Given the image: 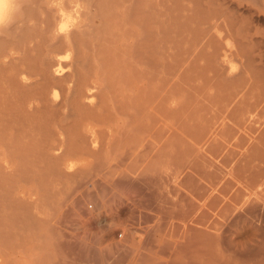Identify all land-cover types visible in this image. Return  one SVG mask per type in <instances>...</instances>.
I'll use <instances>...</instances> for the list:
<instances>
[{"label": "bare ground", "instance_id": "6f19581e", "mask_svg": "<svg viewBox=\"0 0 264 264\" xmlns=\"http://www.w3.org/2000/svg\"><path fill=\"white\" fill-rule=\"evenodd\" d=\"M53 1L54 0H0V264H34L35 261L39 262V257H36V254L39 253V256L41 251L43 252L42 255H44L43 259H45V264H65V255H63V251L59 249L60 243L52 236L53 231L57 232L60 236H64L66 233L65 231V233H63L64 220L62 215L58 214L53 216V210H56V206L58 208L60 203H57V200H55L56 202L53 200L55 189L52 186H43L41 188L40 185L34 186L28 185L27 183L40 182V179L43 178L46 173L54 178H65L70 181L81 180L84 175L83 173L87 171L84 169L88 168H86L85 163H82L78 172L73 171L76 166V164L73 163V159L79 158L78 160L83 161L87 156L91 155L94 158L95 153L93 155L92 152L94 151H91V149L89 151L88 145H90V143L87 144L91 136L90 133L95 134L97 131L98 135L100 132L103 136L109 137L110 139L116 136V139L120 141H122L121 139H126V142H130L128 138L130 136L128 135L131 131V127H134L136 130L132 131H136V134L134 133L135 136H133L135 145L133 148H129L128 152L124 155L126 157L129 152L133 154L132 152L136 151L140 154L148 150L151 158L142 161L144 169H148L156 162L159 156L161 157L164 155L165 157L170 153V151H167L168 153L166 154L163 148L167 146V143H173L174 146L176 145V148L178 147L177 149H179L177 145L181 144L177 143L180 138L183 141L185 140V143H190V141L188 142L185 138V134H188V131H192L186 129L189 120L185 121V130L183 128V132L180 133L181 130L179 128L182 122L179 123L178 120H180L182 116H177L181 108L177 110L179 106L176 107L178 102L176 90L178 84L182 87V82L180 80L179 83V79H181V77L185 79L184 74L186 71L192 70L191 73L193 74V71L196 72V69L199 67L197 64V67L195 66L196 69L193 68L192 61L196 59L199 60L200 57L206 55V53H203V51L205 52V48L204 50L202 49L205 42L203 43L200 41L202 52L198 50L196 54L199 55V58L193 53L196 47L192 49L193 46L191 45L193 43L190 40L197 36V39H199L198 33V35L195 36L197 31L191 29V32H195L192 33V38L189 40L192 44L188 49L182 51V47L179 45V50L181 49L182 51L181 53L177 50V47L174 45L175 43H173L171 49L176 48L175 53L179 52L178 54L174 53V55L168 52V47H165L167 45L164 40L168 43L169 40L164 34H167V31H171L168 29L163 30V26L160 22L163 20H160L161 17L159 18L158 16V14L161 16L163 11L161 10V13H157V4L153 2V0H125L124 2L127 1L128 7L119 21L118 27L120 26V31L111 32L112 30L110 29L111 31L109 32L107 28L105 35L111 37L112 41H110V39L108 40L110 41V45H107L106 42L104 45H99L98 42H95L97 39L96 37L99 38L98 33H96L97 27L95 26L99 16L95 11H84L82 5V2H84L83 0H61L58 4H54V6ZM118 1L114 0V3H117L115 5L116 8L117 5H119ZM162 1L163 0H159V5H162ZM185 6H183V9L187 11L188 9L185 8ZM114 9L112 8L113 11ZM189 9H191V7H189ZM36 10H39V14L35 12ZM6 11L7 20L4 19ZM87 13L91 14L90 16L96 20L94 23L91 21V26L87 25L90 22L89 19H86V22L88 21L87 24L86 22L84 23L85 20L83 21L82 19ZM112 14L114 15V13ZM117 14L119 13L117 12ZM101 19L104 20V15L101 16ZM116 21L117 20H115L114 23ZM108 24V27L113 26L112 23ZM110 24H112V26ZM187 30L189 29L187 28ZM205 31H207V29ZM209 32L211 33V31ZM178 34L175 35L178 36ZM87 36H91V38L95 37L93 42L89 41L92 42V56H89L91 53L89 55H84L83 52L85 48L83 52H81L82 45L84 47V44L81 43V38H87ZM108 36H106V38ZM170 36L172 35L170 34ZM177 36L175 37L176 39ZM213 37L215 39V36L211 35L210 39L207 38L206 41L208 44H211L212 49L218 50V47L215 48L216 45L213 46L214 44L212 42L215 41L211 40ZM182 38L177 41H181ZM170 42H172V40H170ZM226 51L224 52L223 50V52L227 54L228 51ZM211 53L215 52L212 51ZM211 53L208 54V56L212 55ZM208 56L206 55V57ZM206 57H204V59ZM209 57L208 61L211 60ZM220 57L221 56L218 58L219 60ZM196 61H194L195 64ZM205 61L207 64V58ZM214 62H216V60ZM190 63L191 68L189 67ZM208 63L210 64V61ZM205 65H203L204 68ZM214 66L215 67H212L215 69L216 65ZM217 66L220 67L224 65L218 64ZM202 68L199 67L200 70ZM204 68L202 69V73L200 71L196 72V76H198L199 73H201L200 76L203 75L205 69L209 70V68ZM218 70L216 73L219 72ZM221 70L223 72V69ZM211 71L214 74L213 76H215L213 70ZM222 72L221 74L224 73ZM200 76H198V78H202V81L207 80V78L203 77L204 75L202 77ZM232 77L234 76L230 78ZM209 79L210 77L208 80ZM213 80L214 79L211 77L209 81L212 82ZM221 80H223V77ZM221 80H218V82ZM229 80L232 81V79ZM190 81L194 82V80L191 79ZM214 82H212V85L210 83L211 86L209 87L212 89V92H209L205 88L206 91L204 90L205 93L202 97L205 100L200 102L202 98H199V102H204L205 105L203 104V109V106L200 108L202 109L200 113L197 111L198 114L196 116V112L194 113V117L201 119L198 122L204 125L202 128L203 133H201L205 136L208 134L209 137L213 138L209 140L211 143H218V146L213 145L215 149L217 147L219 148L218 151H225V153H223L224 155L222 154L223 157L217 156L223 160L222 162L220 159V163L222 162L221 164L225 165L226 163L230 164L235 159L233 156L234 159H232V161H227L228 155L233 153L227 141H231V138L236 136L239 139L241 136L244 140L246 138L242 137L246 133L244 129H250L251 127L252 131L253 127L251 125H253L252 123H254L260 111V106L263 105L264 96L262 92L260 94L263 98L262 100L257 97L258 95L255 96L254 94V96H252L253 94L249 90L253 88V86L249 88L252 83L250 85L247 83L248 90L241 87V85H235L233 87L230 84L232 87L230 85L228 88L223 87V93H221L220 91L222 89L221 87L219 88V83L215 84ZM206 83H208V81ZM206 83L202 88L206 86ZM186 86H183L185 91H187L185 88ZM189 89L188 91H191V89ZM196 89L198 88L192 87L193 91H191L190 94L195 92L194 90ZM201 89H198L199 93ZM181 90L183 91V89ZM198 90L196 91L197 94ZM186 96L188 95L186 94ZM192 97L191 95V98H189L192 99ZM189 98L186 97L188 100ZM192 103V105H194L193 101ZM192 105L190 107H192ZM186 111L188 112L187 109ZM190 113L192 115V112ZM191 115H189V117L187 113L186 116L189 118H186L191 119ZM194 117L192 116V120H194ZM198 122L196 121L197 124H195V126L193 125L195 122L191 124L192 128L202 127ZM178 130L181 136L182 134L184 135V139L178 135ZM198 130L199 129L192 131V133L189 134L192 135L197 132V134H193L192 136L196 135L198 139L200 138L202 141L204 138L205 141L208 140L209 137L206 136L203 138ZM242 131L245 133H242ZM165 133L169 134L168 140L176 137L178 139L176 138L175 141L171 140L170 143L167 140H165V142ZM63 134L72 135L70 143H68L69 141H66V143L64 142V139L61 137ZM189 136L186 135V137ZM244 136H246V134ZM195 137L191 138L197 141L198 139ZM127 138L129 141H127ZM99 139L97 143L101 142V144L99 143L98 148L100 145L104 146L103 144H105L103 138V141H99ZM90 140L92 141L91 137ZM201 140L198 142L200 143V148L203 147L202 145L205 143H202ZM240 141L242 140L240 139ZM84 142L87 145H85ZM114 142L116 141L114 140ZM118 143L120 144V142ZM164 143L166 144L164 145ZM123 144L121 145L123 146ZM237 144L239 145V143ZM213 146L209 143L208 149L210 150ZM187 147L188 152L191 151L189 148L190 144ZM205 147L207 146H204V148ZM232 147L234 146L232 145ZM247 147H249V144ZM251 147L249 148L251 149ZM102 150L105 151L106 149ZM96 152L98 153L101 151L97 150ZM194 152L195 151H192V153ZM173 153H175V151H173ZM138 154H136V157L139 156ZM260 154H264V152L262 151L259 155ZM100 156H98L99 159ZM191 156L193 158L194 155ZM239 156L242 157L241 155ZM121 158L122 157H120V159ZM197 158L194 157L195 161ZM201 158L202 157H199V160L196 161L199 163H196L194 159L193 163L192 160L189 159L185 164L190 166V162H192L193 167H197L196 170H202L198 168L202 167L200 165L203 158L200 160ZM236 159V164L231 165L232 171H235L237 166L242 165L241 162H238V159L242 158L236 157ZM259 159L261 161L262 158L260 157ZM101 161L103 162L104 160L101 159L100 162ZM137 161L140 162V160ZM188 162L189 164H187ZM131 163L133 164V162ZM195 163L197 166H195ZM207 163H209V161ZM217 163H213L216 165H213V168L217 167L218 169L222 166ZM237 163L240 165H237ZM156 164L154 163L151 167L155 165L156 168ZM258 164L256 165L259 166ZM217 165H220V167ZM128 166L130 165L128 164L126 167ZM226 167V165L224 168L221 167L224 169V173L226 172ZM253 170L244 169V179L247 183H244L247 188L246 190L243 187L244 185H239L240 188L243 187V190H239L236 184L237 187H234H236V189L238 188V191L234 188L236 192L230 194V184L226 185L223 183L221 189L218 190L225 197H223V195H215V192L213 193V191L210 190V193L207 194V197L201 205L207 208V212L204 207V212L198 209V215L194 218H197L200 224H204L206 221L209 223L210 221V224L207 223L208 227L211 225L210 228L218 232L215 238L219 242V245L226 244L227 246L226 250H220V252H218L217 262H213L215 264H262V258L259 255V249L255 246V242L258 240L257 235L259 230L257 225L260 221L259 215H257L260 214V209L258 210L257 208L259 205L264 204V165L255 172H252ZM215 171L214 169V172ZM247 171L249 172L248 175H246ZM156 172L158 171L156 170ZM212 174H214L213 170ZM215 174H218V172ZM220 174L221 172L219 173V177L223 174V171L222 174ZM226 174L227 172L225 175ZM207 177L208 176L205 178ZM222 177H220V179ZM232 177L233 179L230 180L236 183L235 181H238L236 178L237 176H235V178L234 176ZM216 178L217 177H215V179ZM54 180L55 179H53V181ZM230 180L227 183H232ZM220 181L222 182V179ZM224 181H227V177L223 182ZM239 182L242 183L240 180ZM201 186H203V184ZM199 187L200 184L196 188L199 189ZM204 187L202 191L205 190V192H207L208 190L206 191ZM208 189H210V187ZM195 190L193 192V198L196 196ZM242 191H245V193H242ZM205 196L206 195H204V197ZM196 197H198V195ZM261 207H263V205ZM59 209L61 210V208ZM257 211H259V213H257ZM192 213L194 212L192 211L190 214ZM210 213H214L215 218L222 217L224 219L223 223L213 222L214 217L211 218L213 221L210 219H208V221L207 218ZM78 233L79 232H77V235H72L77 240L75 243L79 245L80 234L78 236ZM81 242L83 243L82 240ZM263 244L264 243H262V245ZM36 251L39 252L36 253ZM78 256L79 255L76 257ZM41 263L44 264V261H40L39 264Z\"/></svg>", "mask_w": 264, "mask_h": 264}, {"label": "rangeland", "instance_id": "374dc122", "mask_svg": "<svg viewBox=\"0 0 264 264\" xmlns=\"http://www.w3.org/2000/svg\"><path fill=\"white\" fill-rule=\"evenodd\" d=\"M29 1H34V0H29ZM54 1H53V6L54 4H58V2H60L61 0H54ZM83 1L84 2H82V5L84 7L83 9L84 11L92 10L95 11L99 16L97 21L90 16L91 14L88 13L84 15V18H82L83 21L85 20L84 23L86 22V19H89L90 22L88 23L87 21L86 24L88 23L87 25L90 26H91V21L92 23L96 21L95 23V26L97 27L96 33H98L99 38L96 37L97 39L95 42H98L99 45L101 44L104 45L106 43L107 45H110L109 42L112 41V39L108 35H105V32L107 28L109 32L111 30H112L111 32L120 31V26L118 27V25L120 23L119 21L121 20L124 11H126L128 7L127 1L124 2L125 0H119V1L117 0L119 3V5H117V8L115 7L117 3H114V0H83ZM163 1L161 3L163 5L162 6L159 5L160 3L159 0H155V1L153 0V2H155L158 6V8H156L157 13H161V10L163 11L162 12L163 15L162 13L161 16L158 14L159 18L161 17L160 20H163L160 21L163 26L162 27L163 30L168 29L171 32L173 31L172 33L167 31V34H164L165 32L163 33L164 36L166 35V37L169 40V43L166 40H164L167 45L165 47L166 48L168 47L167 48L168 52H171L173 54L176 52V48L171 49L173 47L172 46L173 43H175L174 45L177 47V50H179V45H181L180 47H182V51L188 49V47L193 43L191 46H193L192 49L196 47V49H194L193 52L195 53L194 55H196L198 53V50L202 52L199 41L203 43L205 42L204 43L205 45L203 47L201 46L203 50L205 48V52L203 51L204 54L206 53V55L208 56V54H210L212 51L215 52V53H211L212 55H209L210 57L208 56L211 59L209 60L210 64L208 63L209 62L208 57H206V55L205 56L203 55L204 57L207 58V64H206L205 63L206 58L204 59V57L200 53L199 54L202 57H200L199 60L196 59L197 61L196 60L192 61V66L195 69L197 67L196 66L197 64L199 65L200 68L202 67L204 68L203 65L205 64H206L205 68H209L210 71L204 68L205 71L208 70L207 72L204 71L203 74L204 76L203 75L200 76V74L203 72L202 70L203 68L201 70L199 69V67L196 69V72L199 71L201 72L199 73L198 76L200 77L203 76L207 78V80L203 79L205 83L208 81V83H206V86L208 85L207 87L205 86L204 88H202V86H204L205 84L204 81H202V78H198V76H196L197 73L195 71H193L192 74L191 73L192 70L191 71L189 70L188 72L186 71V73L184 74L185 79H182V77L181 79H179V83L180 80L182 82L181 84L182 87L180 86V84H178L176 90V98L178 100L176 107L179 106L177 110H179V108L183 110L182 111L180 109L181 114L177 113V116H182L181 118L179 117L181 121L178 120L179 123L182 122V124H180L181 127L180 126H179L180 128L178 127L181 130L180 133L183 132V128L186 126L185 121L189 120L186 129L192 131H196L197 129H199L198 131L203 136V138L206 136L209 137L208 134L206 136L202 134L203 133L202 128L204 127V125L203 123L198 122L201 119H198L197 117L195 118L194 113L196 112L195 113L196 116L198 112L200 113L201 110L204 108L205 103L204 102L200 103V102L205 100L202 98L205 93L204 92L205 88L209 92H212V89L209 88L212 85V82L215 81L214 82L215 84L219 83L218 86L219 88L221 87L222 89L220 91L221 93H223L222 92L223 89L225 87L228 88L230 84L233 87L235 85L236 86L241 85V87H244L247 90L250 87L252 88L253 86L252 89H249L250 92L253 94L252 96H254L255 94V96L258 95L257 97L259 99L261 100L263 99L260 94L262 92V95L264 96L263 94L264 93V0H163ZM183 6H185V8H187L188 10L186 11L185 9H183L184 8ZM189 7H191V9H189ZM112 8L113 9L115 8L114 11L112 10ZM35 12L39 14V10H36ZM117 12L119 14H117ZM112 13H114V15ZM102 15H104V20L101 19ZM115 20L117 21L114 23ZM108 23H112V24L114 23V24L113 26L112 24H110L112 27H108L109 25ZM187 28L190 31L187 30ZM191 29L197 31L195 36L199 34L200 40L197 39L198 36L195 38L191 37L193 35L192 33L195 32L194 30H193L194 32H191ZM206 29L207 31H205ZM209 31H211V33ZM170 34L172 36H170ZM175 34H178V36ZM211 35L215 36V39L214 37L211 38L212 41L214 40L215 41L214 42H212L211 40L210 41L214 44V45L212 44L213 46L216 45L215 48L218 47V50L216 49L217 51L215 49H212L211 44H208L206 41L207 38L210 39ZM106 36H108L107 37L108 39L106 38ZM176 36L177 39L175 38ZM181 38H182L181 41H177L180 40ZM190 38H192L193 40L192 39L190 40ZM93 39H95V37L91 38V36L90 37L87 36V38L86 37L81 38L82 41L81 43L84 44V47L82 45L81 52H83L85 48L83 52L84 55L86 54L89 55L91 53L89 56H92L93 52H92L91 44L93 42ZM109 39L110 41H108ZM170 40H172V42H170ZM187 41L190 43H188ZM223 50L224 52L227 50L228 53L227 54L224 53ZM179 51L180 53L182 52L181 49ZM198 56L199 55H196V57ZM219 56H221L220 60L218 59ZM215 60L216 62H214ZM194 61H196V64ZM218 64H222L224 66L219 67L217 66ZM214 65H216L215 69L217 70L219 69L218 73H216L217 70L213 68L215 67ZM189 67L191 68V63ZM221 69H223L224 73L222 72ZM211 70H213L215 76H213L214 74L212 73ZM221 72L223 74H221ZM231 76L234 77L230 78ZM195 77H197L198 79ZM209 77H210L209 80H211V77L214 80L210 82L208 80ZM222 77L223 80H221ZM190 79L194 80V82L190 81ZM229 79H232V81H230ZM218 80L221 81L218 82ZM234 80L237 82L238 85ZM247 83L249 85L252 83L249 86V88L247 87L248 86ZM185 84L188 86H186ZM183 86H186L185 88L187 89V91L184 90ZM189 86L196 87L198 89L202 88V89L200 90V93L199 90L196 89L194 90L195 92H192L190 94V92L193 90L192 87ZM189 88L191 89V91H188ZM181 89H183V91ZM197 90H198V94L201 95L197 94L196 92ZM186 94L188 96H186ZM191 95L193 96L192 99H190ZM186 97L188 98L190 97L189 100L186 99ZM199 98L200 99L202 98L200 102H199ZM192 101L194 102V105H192L193 104ZM185 103L187 106L185 105ZM190 104L192 105V107H190L191 106ZM262 104L263 105L260 106L259 109L260 111L258 112V115L256 116L254 123H252L253 125H251L253 127L252 131H251V127L250 129H244L246 133L242 131V133L246 134V136H244L245 135L244 134L242 137L243 138L246 137L247 139L245 138L246 140L245 139L243 140L240 136V139L242 140L240 141V139L236 136L231 138V141L233 143L231 141H227V143H229L228 145H230L229 147H231V151H233V153H230L228 155L227 161L228 162L232 161V159H234L233 156L235 157V159L236 157L237 158L239 157L242 159H238L239 160L238 162L239 163L241 162L242 165L237 163V165L239 164L240 166H237L235 171H232L231 165L236 164L235 162L237 159L236 160L234 159L233 160L234 162L232 161L233 163L232 162L230 164L226 163L225 164L227 166L225 168V171L227 172L226 175H225L226 172L224 173V169H222L225 167V165L221 164L223 160L220 157H217V156L223 157L224 155L223 153H225V151L224 150L223 152L218 151L219 148L217 147L216 150L214 146H218V143L216 142L211 143L209 140H212L213 138L209 137L208 140H206L207 142L209 141L208 145L209 143L210 145L212 144V146L214 145L212 148H210V150H212L210 151L208 149V145L207 142L205 141V138L202 141L200 138L198 139V136L196 135H195L196 137L192 136L193 134H197V132L191 135L189 133H192V131L191 132L188 131V134L191 136H189L187 133L185 134V138L188 140V142L190 141V143L186 142L187 145L184 142L185 140L183 141L180 138V140L177 142L178 144L181 143L180 145H177L179 146V149H177L178 147L176 148L175 147L176 145L174 146L173 143L171 144L167 143V146L166 147L164 146L163 148L166 154L169 151L170 153H168L165 157L164 155L161 154L162 156L161 157L159 156L156 162H154L155 164L157 163L156 168L155 165L151 167L154 164L153 163L148 169L147 168L144 169V166L142 165V161L144 159L149 160L151 158L149 154L150 152L148 153V150L140 154H138L136 151L132 152L133 154L129 152L128 156L126 157L124 155L126 152H128L129 148L131 147L133 148L135 145V140H133V136H135L136 131H132V130H136L134 127H131V131L128 135L130 137L132 136L131 138L128 137L130 139V142H126V139L125 140L121 139L122 141L124 140L123 141L124 144L119 139H116V136L110 139L109 137L103 136L100 132L99 135L97 131L95 134L89 132L91 135L89 136L92 138V141L90 140L89 137V141L87 140L88 141L87 144L90 143V145H88V148L89 151L90 149L91 151L92 150L94 151L92 152L93 155L95 153L94 158L91 155V156H87L86 159L83 161L78 160L79 158L73 159L74 160L73 163L76 164L73 171L78 172L82 163H85L86 168H88V169H84L87 171L83 173L84 175L82 176L83 178H81V180L70 181L65 178H58V177L54 178L46 173L43 176V178L40 179L41 180L40 182L27 183L28 185H34V186L40 185L41 188L43 186L45 187L52 186L55 189V195L53 197V200L54 201L57 200L58 201L57 203L59 202L60 203L58 205V208L56 206V210H53V216H56L58 214L62 215V218L64 220L63 233L65 232L66 233L64 236H60L59 234H57V232L53 231L52 236L54 239H56V241L58 240V242L60 243L59 249L60 251H63V255H65V259H66L64 263L78 264L81 261L79 264H215L217 262L218 252H220V250L224 251L227 249L226 244L219 245V242L216 240L215 236L218 232H216L215 229L210 228L211 225H209L208 227V224L211 223L208 219L212 220L211 218H213L215 215L214 213H212L213 215L210 213V215L207 218L209 223L206 221V223L204 224L198 223L199 220L197 218L196 219L194 218L198 215V209L201 212H204L203 210L204 206L202 207L201 205L203 204L204 199L207 197V194L210 193V190L213 191V193L215 192L214 193L215 195H221V196L223 194H221L219 190L221 189L223 184L226 185L230 184L229 185L230 194L238 191V188L239 190L240 189L243 190L242 188L244 187V189L246 190L247 188L245 187L244 183L245 184L247 183L245 182L244 179L245 177L244 169L245 168L247 170L256 169L252 171L255 172L262 165H264L263 162L264 154L259 155V153H262V151L264 152V100ZM184 107H188V108H184ZM201 107L202 109H200ZM186 109L188 110V112L186 111ZM189 111L192 112V115ZM187 113L188 116L191 115V119H187L190 117V116L189 117L186 116ZM192 116L194 117L193 118L194 120H192ZM195 120L202 127L192 128L191 124H193L194 122H195L193 124L194 126L195 124H197ZM134 125L136 126L135 123ZM180 133L178 135L183 138L184 135L182 134L181 136ZM186 135L189 137H186ZM66 136L68 137V140ZM165 136L166 138L164 137V141L167 140L169 143L171 140L175 141V139L177 138V137L171 138L170 140H168L169 134L165 133ZM61 137L62 139H64L65 143L66 141L67 142L69 141L68 143H70L72 139L71 134H67V135L63 134ZM191 137H195L198 140L194 141L195 139ZM102 138L104 141L102 140ZM128 138L127 141H129ZM98 139L99 141L101 140L105 143V144L102 143L104 146L100 145V147L98 148L99 143L101 144V142L97 143ZM235 139H237L239 142ZM114 140L116 142H114ZM200 140L202 141V143L205 142L203 145L201 143V145L203 146L201 148L199 145L200 143H198ZM118 142H120V144ZM237 143H239V145ZM87 144L85 143V145ZM121 144H123V146ZM165 144L166 143H164V145ZM189 144H190L189 148L191 149V151L188 152L187 146H189ZM231 144L234 147H232ZM248 144L249 147L252 146L251 149L247 147ZM204 146L207 147L204 148ZM109 147L111 149V153ZM102 149L104 150L106 149L105 150L106 152L103 151ZM97 150L101 152H98L99 153L98 154L96 152ZM173 151H175L176 154L173 153ZM192 151L195 152L192 153ZM136 154H138L139 156L136 157L137 156ZM191 155H194L193 158ZM239 155H241L242 157H240ZM98 156H100V159ZM120 157H122L126 163L122 158L120 159ZM194 157L195 158L198 157L196 161L199 160V157L203 158V160L202 158L200 159L202 160V163L200 162L201 163L200 166L202 167L201 168L198 167L199 169L202 170L197 169L199 172L196 170L197 167H193L192 162ZM260 157L263 159V161L262 159L260 161L259 159ZM101 159L104 160L103 161L104 164L102 161L101 164L100 162ZM189 159L192 160V162H190L191 167L185 164L187 161H189ZM220 159L222 160L221 163L219 161ZM137 160H140V162ZM208 161L209 163H207ZM216 161L219 162L217 163ZM131 162H133V164L135 165H133ZM214 162L215 164L216 163L221 164L222 168L220 167V165H217L218 167H220L218 169L217 167L213 168ZM98 163L101 164L102 166L99 165ZM128 164L130 166L126 167ZM187 164H189V162ZM256 164H258L259 166H257ZM195 166H197V164ZM151 168H155V169L149 170ZM211 169L213 170L214 174H212ZM214 169L218 172V174H215L217 172L216 171L214 172ZM156 170L158 172H156ZM220 172L222 174V175L220 174L221 175L220 177L225 175L221 178L222 182L220 181L221 179L219 177ZM248 174L249 172L247 171L246 175ZM231 175L234 176V178L235 176H237L236 178L238 179V181L234 179L236 180L235 181L236 183H233L234 181L232 182V180H230L233 179ZM204 176L205 177L208 176V177L205 178ZM215 177H217L218 179L217 178L215 179ZM226 177H227V181H224L225 182L224 183L223 180H225ZM53 179L55 180L53 181ZM228 179L234 185L232 183H227L229 182ZM239 180L242 183H240ZM199 184L201 188L199 187V189H197L196 187H198ZM202 184L203 186H201ZM236 184L238 185L237 189H236L237 187ZM239 185L240 186L244 185V186L240 188ZM203 187L206 189V191L207 190L208 191L207 192H205V190L202 191ZM209 187L210 189H208ZM234 188L236 189V191ZM194 190L196 192L195 195L196 196L198 195V197L195 196L196 199L193 198ZM242 193H245V191L244 192L242 191ZM204 195L206 196L204 197ZM223 197L225 196L223 195ZM262 205L263 207H261ZM59 208H61V210ZM204 208L207 212V208L206 207ZM257 209L258 210L260 209L259 210L260 214H257L259 215L260 223L258 222L257 225L259 233L257 235L258 240L255 242L256 244L255 246H257V248L259 249L258 252L260 257L264 259V244L262 245V243H264V220H263L264 204L259 205ZM192 211L194 213L190 214ZM259 211H257V213H259ZM223 220L224 219L222 217H216V218L214 217V221L213 220L212 221L217 223L218 222L223 223ZM76 230L77 232H79L78 236L80 234V238L78 237L80 241L79 245L75 243V241L77 240L72 235V234L77 235ZM81 240L83 241V243L81 242ZM39 251H36V253ZM38 254H36L37 255L36 257H39L38 259L39 262L35 261L34 264L37 262H38L37 264H39L40 261H44L45 264L46 263L45 259H43L44 255H42L43 252L41 251L39 256ZM77 255L79 256L76 257ZM262 259H261L262 261L261 263L264 264V260ZM214 261L215 263H213Z\"/></svg>", "mask_w": 264, "mask_h": 264}, {"label": "clouds", "instance_id": "9594fccd", "mask_svg": "<svg viewBox=\"0 0 264 264\" xmlns=\"http://www.w3.org/2000/svg\"><path fill=\"white\" fill-rule=\"evenodd\" d=\"M7 7V6H6ZM4 19L7 20V11L4 14Z\"/></svg>", "mask_w": 264, "mask_h": 264}]
</instances>
